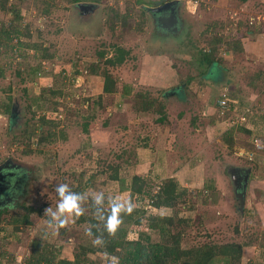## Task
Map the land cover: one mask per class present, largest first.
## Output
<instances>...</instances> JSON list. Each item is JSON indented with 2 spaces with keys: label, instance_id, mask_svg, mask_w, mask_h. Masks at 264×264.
I'll return each instance as SVG.
<instances>
[{
  "label": "rangeland",
  "instance_id": "rangeland-1",
  "mask_svg": "<svg viewBox=\"0 0 264 264\" xmlns=\"http://www.w3.org/2000/svg\"><path fill=\"white\" fill-rule=\"evenodd\" d=\"M159 2L0 0V30L11 22L21 29L7 46L0 44V164L25 168L16 197L0 211L6 218L0 223V264H27L37 239L55 246L61 258L74 259L89 229L77 221L81 212L90 213L91 201L108 207L129 203V192H120L118 182L109 180L110 167L129 159L120 176L130 183L135 174L154 171L146 164L152 153L160 159L152 162L160 163L152 176L153 194L165 179L158 174L166 172L188 189L187 201L166 211L188 220L181 225L184 248L238 242L244 245L243 264L263 263L264 0H180L183 28L178 34L154 22L148 10ZM81 3L94 7L92 12L83 13ZM119 14L128 16L126 26L120 21L114 26ZM216 34L229 44L217 51L218 65L209 73L200 52L210 49ZM118 48L129 51L126 61L119 67L107 65L106 58ZM91 66L98 68L97 74ZM105 71L118 78V90L126 86L130 93L104 94ZM140 93L163 101L165 122H156L152 111L137 114ZM222 98L231 107L226 117L217 105ZM8 105L16 110L13 122ZM243 125L255 135L238 138ZM31 134L42 143H16ZM157 134H164L163 141L171 136L170 165L162 161ZM257 157L263 160L259 171L251 169L249 160ZM233 166L250 170L243 207L242 191L237 192L238 183L228 172ZM102 170L106 173L99 176ZM94 175L93 185L77 196L80 177L86 182ZM209 183L214 192L206 188ZM31 207L36 211L29 212ZM25 214L30 226L6 222ZM90 260L115 263L102 253L91 254Z\"/></svg>",
  "mask_w": 264,
  "mask_h": 264
},
{
  "label": "trees",
  "instance_id": "trees-1",
  "mask_svg": "<svg viewBox=\"0 0 264 264\" xmlns=\"http://www.w3.org/2000/svg\"><path fill=\"white\" fill-rule=\"evenodd\" d=\"M80 1L74 0L75 3H79ZM242 1L246 2L247 0ZM17 18L20 20L19 15ZM127 19V15H117L114 18V26L118 21L123 26H126ZM20 34V27L11 22V25L7 27L3 26L0 30V44L7 46L8 42L12 41L13 38L19 37ZM224 39L226 40V38ZM224 39L219 34L214 35V37L211 36V40H209L210 49L200 52V62L202 65L207 66L209 73H211L210 70L212 68L218 65L215 57L217 51H219L222 45L229 44ZM229 46L232 47L231 45ZM128 54V50L118 48L115 56L106 58V64L112 67L122 66ZM100 57L103 59L105 53H100ZM97 69L96 66L89 68L91 73L94 74L98 73ZM102 76L104 78L103 93L107 96L121 94L125 97L130 93V90L126 86H123V92L118 90V78L111 74V72L105 71ZM99 98L102 99V96ZM136 100L139 101L135 106L137 114L141 112L150 113L152 111L157 115L156 122L163 123L166 121L167 113L163 101L150 97L148 93L137 94ZM95 103V105L101 107V103ZM117 105L121 104L117 103ZM217 105L220 107L219 102ZM230 110V104L229 108L225 111L221 110L220 107L219 114L226 117L229 115ZM6 112L12 114L11 105L6 107ZM96 115L94 114V119H96ZM88 123V121L84 123L83 130L85 133L89 132L90 124ZM236 133L237 137L241 140L249 139L255 135L253 130L245 128L244 125L239 126ZM38 140L40 142L41 139ZM145 140H148V138ZM38 142H35L34 134H31L28 140L23 141L21 139L16 143L31 146ZM116 157L120 160L123 159L122 155H117ZM249 160L254 166L251 169L259 171L260 168H263L262 159H258L257 157ZM130 163L129 159H123L122 162L110 167L112 172L108 175L109 180L118 182L120 192H129L127 207H122L119 204L108 207L106 202L92 200L91 204H89L90 213L81 212L80 219L77 221L78 224L84 222L89 224V229L83 235L84 242L80 244L79 248L81 250L75 254L74 259L61 258L55 253V246L46 243L43 239H37L33 240L31 244V256L27 264H90V255L96 253H102L109 258H113L114 264H243L244 245L238 242L222 244L208 242L203 245L184 248L182 246L184 230L181 229V225L187 223L188 220L179 218L176 215H167L166 211L179 203L186 202L188 189L183 187L177 178L171 177L165 178L158 192L153 194L155 182L152 176L156 169L155 166H152L154 168L153 172L147 175L135 174L130 183H128L125 177L120 176V170L123 166H128ZM105 173L106 171L102 170L98 175H104ZM158 175V179L165 177L160 174ZM95 178L97 177L94 175L86 182H83L84 180H82L83 177L81 176V180L74 190L77 196L93 185L92 183ZM206 188L212 189L211 191L213 192L215 191L212 183L207 184ZM77 196L73 200L76 207L80 206V199ZM146 197L154 199L153 204L160 211L159 214L147 215V211L143 207ZM27 210L29 212L36 211L32 207L27 208ZM0 213L3 214L4 212ZM4 219L6 218L0 217V223ZM6 222L8 225H14L17 228L20 225L30 226L32 224L29 214H25L22 218H11ZM135 232H137V236H134ZM261 264H264V260Z\"/></svg>",
  "mask_w": 264,
  "mask_h": 264
},
{
  "label": "flooded vegetation",
  "instance_id": "flooded-vegetation-1",
  "mask_svg": "<svg viewBox=\"0 0 264 264\" xmlns=\"http://www.w3.org/2000/svg\"><path fill=\"white\" fill-rule=\"evenodd\" d=\"M179 2H174L173 4H171L170 6H168L167 8H162L161 11L159 12H154L152 10H148L150 12V15L152 16V18L154 19V22L158 24V27L162 28L163 30H170L172 32H174L175 34H178L180 31H182L183 28V23H182V17L180 14V6H181V2L180 0H178ZM168 2H172V0L169 1H162L160 0L159 3H157L156 5L150 6L151 9L153 8H157L160 7ZM82 4V3H81ZM80 10L83 11V13L85 14H89L91 11V8L94 7H89V6H84L83 8H81L79 6ZM178 92L174 93L173 95L177 94ZM172 95V94H171ZM172 95V96H173ZM179 94H177L178 96ZM13 119L12 122L15 120V116H16V110L13 112L12 114ZM12 118V117H11ZM15 123V122H14ZM3 166L4 171H8L9 175L3 177V181H5L3 183L4 185V190L5 192H3L1 198H0V211L3 209H6V207H9V204L12 202V199L14 197H16V194L19 190V179L21 176V171L25 170L24 167L22 166H18L16 164H5V162H3L2 164H0V167ZM230 176H232V178L238 183L237 184V192H241L243 191V185L246 179V176L248 174L247 169L240 168L238 166H233L232 168H230V171L228 170ZM10 193L11 195H6ZM239 194V193H238Z\"/></svg>",
  "mask_w": 264,
  "mask_h": 264
},
{
  "label": "crops",
  "instance_id": "crops-1",
  "mask_svg": "<svg viewBox=\"0 0 264 264\" xmlns=\"http://www.w3.org/2000/svg\"><path fill=\"white\" fill-rule=\"evenodd\" d=\"M227 2V1H226ZM179 88V87H178ZM175 92H172L171 94L173 95ZM157 135H159V139L161 140L160 141V147H159V150H161V154H163L162 155V161L165 163V164H169L170 162L172 163L173 161H172V155H173V153H167L169 150H167V149H169V147H168V145H167V141H168V143H169V141H170V139H171V136L170 137H166L165 138V141H163V136H161V135H164V134H157ZM146 139V138H145ZM166 139H168V140H166ZM164 148V149H163ZM175 148V147H174ZM172 149V148H171ZM171 151V150H170ZM159 152V151H158ZM155 154V153H154ZM153 153L151 154V157H150V161L149 160H147V162H146V164H149L150 166L152 165V166H155V167H158V166H160V163H153L152 164V162L154 161H156V160H160V159H158V158H156L155 156L153 157V155H154ZM155 155H157V154H155ZM170 160V161H169ZM161 164V167L162 166H165V164ZM155 164V165H154ZM170 165V164H169ZM165 172H166V169H165ZM166 174H167V172H166ZM165 174V178H171V177H176V175L175 176H173V175H170V176H167ZM180 181V180H179ZM181 183V182H180ZM128 197H129V195H128Z\"/></svg>",
  "mask_w": 264,
  "mask_h": 264
},
{
  "label": "water",
  "instance_id": "water-1",
  "mask_svg": "<svg viewBox=\"0 0 264 264\" xmlns=\"http://www.w3.org/2000/svg\"><path fill=\"white\" fill-rule=\"evenodd\" d=\"M173 3H174L173 1H172V2H168V3H166V4H164V5L160 6V7L153 8V9H151V10L154 11V12H159V11L162 10V8H167L168 6H170V5L173 4ZM79 6H80L81 8H83L84 6H87V5L79 4ZM89 7H91V6L89 5ZM12 111H13V112L15 111L14 108H13ZM7 175H9V172H8V171H4L3 166H1V167H0V198H1L2 194H3V192H5V190H4V185H3V183H4L5 181H3V180H4L3 177H5V176H7ZM249 177H250V170H248V174H247V176H246V179H245V182H244V185H243V191H242V194L240 195V196H241V207L244 206V195H245V193H246V189H247V186H248ZM233 180H234V179H233ZM6 195H11V194L8 193V194H6Z\"/></svg>",
  "mask_w": 264,
  "mask_h": 264
},
{
  "label": "built area",
  "instance_id": "built-area-1",
  "mask_svg": "<svg viewBox=\"0 0 264 264\" xmlns=\"http://www.w3.org/2000/svg\"><path fill=\"white\" fill-rule=\"evenodd\" d=\"M250 24H253V22H250ZM219 105L221 107V110L225 111L229 108V100L226 98H222L219 102ZM242 121L245 120V118H241ZM256 144L259 145L258 148H262L261 144H259V140L256 139ZM154 199L147 197L144 199L143 207L147 211V215H155V211L158 212V209L154 207Z\"/></svg>",
  "mask_w": 264,
  "mask_h": 264
}]
</instances>
